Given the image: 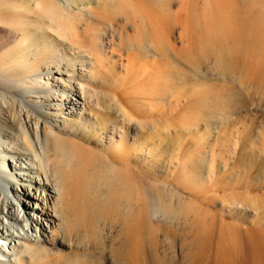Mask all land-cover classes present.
<instances>
[{"label":"bare ground","instance_id":"6f19581e","mask_svg":"<svg viewBox=\"0 0 264 264\" xmlns=\"http://www.w3.org/2000/svg\"><path fill=\"white\" fill-rule=\"evenodd\" d=\"M197 1L0 0V35L5 34L0 47L8 48L0 55V155L5 157L7 166L9 162L8 167H3L0 159V264H30L29 259L39 263L40 257L54 246L68 244L67 236L77 223H84L88 212L93 215L98 234L100 209L107 198L102 197L105 189L109 190L107 196L119 203L131 202L133 166L130 156L123 152V140L131 133L134 145L140 142L133 131L123 129L119 117L135 122L133 115L139 113L128 105L132 101L142 99L145 106L152 108L153 101H164L168 96L181 99V92L176 91L165 71L170 51L165 45H174L161 27L163 17L173 11L177 12L176 23L184 25L181 17H195ZM178 3L184 4L180 10L175 9ZM246 21L250 29L245 32L228 31V46L238 47L234 60L245 59V51L251 50L258 40L264 44V12L249 15ZM254 23L259 29L253 28ZM78 25L93 26L90 46L79 41ZM128 28L136 33V39L126 42L121 36L125 45L122 48L128 50L126 62H122V78L138 82L142 74L141 83L124 92L126 96L105 95L95 87L104 53L113 48H109L112 42L106 43L105 39L108 34L114 37L119 31L128 32ZM220 33L212 29L201 33L186 47L191 63L199 66L196 71L218 66H214L216 59L212 60L207 46L212 45L213 39L220 40ZM191 34L195 36L196 32L192 30ZM180 38L184 43L185 30ZM113 49L110 53L122 55ZM55 64L59 65L54 70ZM78 64L82 65L81 72L77 68L73 74L68 72L70 66ZM234 65L231 67L235 69ZM251 65L254 70L246 73L261 79L264 66ZM234 72L231 73L235 80L237 74L242 77L245 71ZM67 74L70 76L65 78ZM205 76L208 79L210 75ZM190 81L185 78L178 83L188 85ZM230 92L225 94L228 97L222 95L219 106L221 116L228 114V118L223 115L226 119L242 107H236L240 91L232 88ZM197 95L192 102L196 103ZM5 100L11 104L5 106ZM248 104L244 101L243 107ZM53 116L59 118V123H54ZM260 136L264 137L263 131ZM160 212L161 205L151 216Z\"/></svg>","mask_w":264,"mask_h":264},{"label":"rangeland","instance_id":"374dc122","mask_svg":"<svg viewBox=\"0 0 264 264\" xmlns=\"http://www.w3.org/2000/svg\"><path fill=\"white\" fill-rule=\"evenodd\" d=\"M182 6L183 3H178L175 9ZM195 10V17L185 14L181 17L184 25L176 23L177 12L173 11L163 17L161 27L174 45V48L165 45L170 50L166 59L171 62L165 63L168 65L165 71L176 91L181 92L182 100L168 96L164 101H153L152 108L145 106L142 99L132 101L128 105L139 113L133 115L135 122L119 117L123 129L133 131L140 142L134 145L131 133L123 140V152L130 156L133 166L131 202L119 203L107 196L109 190L105 189L102 197L107 198L100 209L98 234L93 215L88 212L84 223H77L67 236V245L52 247L40 257L39 263L29 259L30 264H264V137L260 136L264 133V75L257 80L246 73L254 68L251 64L264 66V44L258 40L251 50L245 51L242 60L233 57L238 47L228 46V31L250 29L246 20L249 15L264 12V0H198ZM78 27L79 41L90 46L93 26ZM253 28L259 29V25L254 23ZM211 29L221 31L222 36L207 46L212 60L216 59L214 66H218L196 71L199 66L191 63L186 47ZM183 30L184 43L180 38ZM127 31H119L114 37L108 34L105 39L106 43L112 42L110 49L122 53L121 56L110 53L112 49L104 53L95 87L105 95L123 97L135 83H141L142 74L138 82L122 78L125 68L122 62H126L128 55V50L122 48L123 40L136 39L132 29ZM3 38L5 34L0 35V40ZM7 49L0 47V55ZM233 63L235 69L231 67ZM74 66L68 72L73 74L74 68L81 72L82 65ZM236 69L245 72L242 77L237 74L234 80L232 74ZM205 75L210 76L207 79ZM185 78L191 80L188 85L178 83ZM230 85L240 91L236 107H242L226 119L228 114L221 116L219 106L231 93ZM195 95L196 103L192 102ZM244 101L249 106L243 107ZM10 104L11 101L5 100V106ZM52 119L59 123V118ZM3 157L0 155L2 166L8 167L9 162L7 166ZM239 201L242 203H236ZM159 205L162 212L151 216Z\"/></svg>","mask_w":264,"mask_h":264}]
</instances>
